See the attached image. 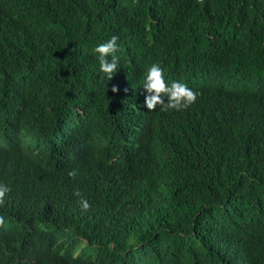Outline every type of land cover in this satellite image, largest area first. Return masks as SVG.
<instances>
[{
  "label": "trees",
  "instance_id": "trees-1",
  "mask_svg": "<svg viewBox=\"0 0 264 264\" xmlns=\"http://www.w3.org/2000/svg\"><path fill=\"white\" fill-rule=\"evenodd\" d=\"M152 64L195 101L148 110ZM6 155L83 194L63 217L19 195L0 264H264V0H0V172L29 190Z\"/></svg>",
  "mask_w": 264,
  "mask_h": 264
},
{
  "label": "clouds",
  "instance_id": "clouds-1",
  "mask_svg": "<svg viewBox=\"0 0 264 264\" xmlns=\"http://www.w3.org/2000/svg\"><path fill=\"white\" fill-rule=\"evenodd\" d=\"M117 39L118 37L116 35H112L109 39L97 44L94 48L100 71L107 74L109 78H111L117 68L118 58L115 54L118 47ZM142 87L147 93V95H145L144 105L148 110L156 108L157 105H160L162 110H181L193 103L196 99V93H194L187 84L180 81L166 82L163 70L158 64H152L147 68ZM116 90L117 89L114 87L113 91ZM37 152L38 150L36 149L27 152V154L35 158L34 155ZM54 159L59 163L57 150L54 154ZM10 160L13 163L12 174L22 175L29 184L30 189H25L16 181L7 179L3 176L4 173L0 172V229L3 227L2 224L6 222L5 215L10 213L15 199L19 195L22 198L25 210L30 209L33 200L40 199L45 203L47 211L51 216H53V213H58L59 217H63L70 213H77L79 206L72 202H66L63 200V197L70 193L73 187H76L78 191L83 194L80 185L65 178V176L60 173L59 169H48L40 176L31 178L21 156L17 159ZM69 174L71 175L72 173ZM76 194L79 195L78 193ZM79 203L82 209H87L89 207L88 202L84 199H81ZM25 216L24 213L18 212L16 220L22 219ZM3 244L5 245L4 240L0 238V246ZM163 244L162 241L158 244L155 242L154 248L156 249ZM217 248L223 250V245L217 243ZM35 250L40 249L37 246L34 247L32 244H26L17 252H15L13 248L11 256L17 263L48 264L44 260L43 253L41 252L40 255ZM6 251L11 252L8 249H6Z\"/></svg>",
  "mask_w": 264,
  "mask_h": 264
},
{
  "label": "bare ground",
  "instance_id": "bare-ground-1",
  "mask_svg": "<svg viewBox=\"0 0 264 264\" xmlns=\"http://www.w3.org/2000/svg\"><path fill=\"white\" fill-rule=\"evenodd\" d=\"M88 243V242H87Z\"/></svg>",
  "mask_w": 264,
  "mask_h": 264
}]
</instances>
